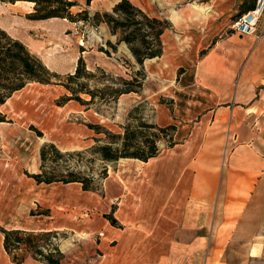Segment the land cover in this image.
Here are the masks:
<instances>
[{
  "label": "crops",
  "instance_id": "crops-1",
  "mask_svg": "<svg viewBox=\"0 0 264 264\" xmlns=\"http://www.w3.org/2000/svg\"><path fill=\"white\" fill-rule=\"evenodd\" d=\"M100 1H92V6L99 3L95 12L103 8ZM104 1L108 10L121 0ZM129 1L149 17L171 25L161 37L163 55L157 61L173 68L172 79L163 81L174 84V110L160 112L158 123H173L177 131L173 148L144 162L147 167L159 158L173 159L168 182L144 174L140 186L115 191L125 194L130 207L125 232L108 228V239L118 241L115 264H224L228 247L238 243L248 245L249 257H264V27L259 37L233 32L232 18L244 0H195L187 6L184 0ZM34 8L32 2H0V28L25 44L52 72L74 73L80 58L89 70L123 68L117 60L90 62L95 50H88L84 37L72 33L79 24L61 18L30 20L27 16ZM99 28L109 40L108 27ZM120 51L128 55L123 46ZM180 68L184 71L177 74ZM23 90L1 107L8 118ZM6 125L17 123H0V131ZM5 129L0 132L3 146L9 140ZM2 162L0 211L4 207L12 213L0 221L2 226L35 232L70 229L63 219V202L56 209L52 206L49 215L28 216L46 198L38 196V189L49 190L51 196L59 192L64 198V186L33 184L17 172V177L8 179L15 171ZM147 179L157 186H144ZM2 239L0 235L1 245ZM152 242L167 243V248L152 254Z\"/></svg>",
  "mask_w": 264,
  "mask_h": 264
},
{
  "label": "rangeland",
  "instance_id": "rangeland-1",
  "mask_svg": "<svg viewBox=\"0 0 264 264\" xmlns=\"http://www.w3.org/2000/svg\"><path fill=\"white\" fill-rule=\"evenodd\" d=\"M72 1L77 2L78 5L74 13L80 12V17H77V19L82 20L76 22L80 25V28L72 33L78 31L79 34L74 35L83 36L87 49L92 50L93 47L95 50L94 53L89 55L90 62L95 64L100 58L106 62L117 60L123 68L116 71L98 67L89 70L86 63L87 71L94 74L92 77L85 76L70 81L67 79V74L62 75L60 80H53L50 85L29 84L15 98L16 104L12 117L8 118L6 116L8 122L4 123H17V125L11 128L9 125H6L8 127H2L7 129L5 138L9 140L8 142L5 141L4 146L0 140V160H4L2 162L4 166L11 167V170L15 171L14 175L11 174L7 177L8 179L17 177L18 174L19 178H29L33 184H37L29 176L40 173V151L44 145L55 144L63 154H73V156L59 158L54 163L49 161L48 168L54 169L57 175L74 172L82 177L94 179V190L84 191L81 184L64 185L58 183L60 186H64L62 187L64 189L62 194L65 197L62 198L59 192L53 191L54 194L51 196L49 190L46 189L40 192L38 189V196L44 195L47 199L45 198L41 204L38 203L28 216L51 214L52 206L53 209H56V205L61 206L60 202L66 203L63 219L68 221L70 229L56 231L57 235L51 238L52 243L57 245L64 255L62 263L115 264L114 256L118 251H116L118 241L108 239V228L113 227L119 233L125 232L126 223H128L126 218L130 214V207H127L128 200H126L125 194L116 193V189L140 186V176L144 174L152 178L157 176L159 180L168 182V171L174 167V161L168 159V157L159 158L147 167L143 161L136 159L106 162L102 160L98 148L108 144H111L114 148L120 147L122 140L113 136L123 135L126 127L133 129L137 127L140 130L138 132H141L139 143L145 142V140L152 141L157 136L160 148L158 157L164 151L171 149L169 148L171 140L168 133H161L155 129L140 127V125L146 123L159 128L173 125V123H170L162 126L158 123L160 112L161 115H164V112L171 114L174 110V100L171 98L174 84L163 81L164 78L172 79L173 68L165 67L162 62L158 64L157 58L146 60L144 66L137 63L130 46L126 42L119 43L121 38L126 34L134 33L136 29L134 27L129 29L121 27L117 29L116 34H113L110 25L106 22L108 19H106L105 14L123 21L122 16L114 14L113 9L115 6L107 10L106 5H102L106 1L102 0L99 8L101 6L103 8L95 12V7L99 3H95V6H92L91 3L88 6L87 0ZM108 1L110 2V0ZM194 1L184 0L183 6L192 4ZM108 6L111 7V5ZM85 10L89 11L88 15L81 13ZM95 14L98 15L97 18L92 20ZM85 18H90V20L86 21ZM137 20H140L139 17H137ZM159 21L167 22L170 25L166 20ZM235 21L232 19L231 26ZM102 25L108 27L107 36L110 38L109 40H106L104 31L99 28ZM262 27H264V17L259 24V30ZM161 28L162 26L154 24L152 29H147L153 35L147 38L148 43L146 44H142L140 41L143 37L141 35H144L146 30L136 32L135 36L138 37V40L131 46L141 48L143 52L150 49L156 50L158 40H156L155 34ZM122 46L133 59H129L128 55H124L120 51ZM114 64L116 63L114 62ZM182 71L184 69H178L177 74H181ZM140 84H142V87L138 89ZM66 85L71 89L66 88ZM89 90L95 93L93 101L87 93ZM130 90L134 92L125 93L115 99L117 91L128 92ZM76 96L88 103L82 104L75 99L66 100V98ZM6 107L8 108L9 105ZM162 110L164 111L162 112ZM90 124L99 125L103 130L90 129L88 127ZM33 128L41 132L42 135L33 131ZM3 130L0 132L3 133ZM79 153L80 155H78ZM16 182L18 181L16 180ZM14 185L12 186L13 189ZM144 186L151 189L156 187L157 184L147 179ZM15 194L11 192L10 196L17 197V193ZM13 204L14 201L11 204L12 212H14ZM0 212V221L3 219H5L3 221H7L12 214L4 207ZM58 212L60 211L58 210ZM58 212H55L54 215L56 216ZM40 218L36 217L34 219L40 220ZM0 226L2 225L0 224ZM2 227L7 228L4 225ZM0 235L3 238L1 233ZM150 245H152V254H162L167 248V243L152 242ZM248 250L246 244H231L225 252L222 263L264 264V257L253 259L249 257ZM0 264H16L5 252L3 242L2 245L0 244ZM22 264L45 263L29 256Z\"/></svg>",
  "mask_w": 264,
  "mask_h": 264
},
{
  "label": "trees",
  "instance_id": "trees-1",
  "mask_svg": "<svg viewBox=\"0 0 264 264\" xmlns=\"http://www.w3.org/2000/svg\"><path fill=\"white\" fill-rule=\"evenodd\" d=\"M19 1L32 2L35 4L34 12L27 16L30 20H47L51 18L67 19L69 22L76 23L82 21L77 19L80 17V12L74 13L72 10L78 4L72 0H0L4 3H16ZM93 0H87L86 3L89 6ZM258 0H244L239 6L238 12L233 16V20L241 18L243 15L252 11L256 7ZM114 14L122 16L123 21L114 18L112 15L105 14L106 21L110 27L111 32L116 34L118 28L129 29L134 27L136 30L132 34H126L119 40L120 42H126L140 66H143L144 62L148 59H154L163 55V44L161 37L170 25L167 22H162L157 19H151L141 9L135 7L129 0H121L113 9ZM81 13L88 15L89 11L85 10ZM95 14L94 19L97 18ZM139 17L140 20H137ZM86 21L90 18H85ZM84 21V20H83ZM85 22V21H84ZM154 24L162 26V28L156 32L155 37L158 40V48L156 50H145L141 48L132 47L133 43L138 40L135 36L136 32H140L143 29L144 35L140 40L142 44L148 43L146 40L153 34L147 30L153 28ZM203 54V53H202ZM94 74L87 71L86 62L83 58L78 61L77 68L74 74H68L67 79L75 81L83 77H92ZM62 75L52 72L48 69L42 60L31 53L28 47L21 41L12 38L6 31L0 28V122H8L6 115L1 112V107L16 93L23 90L27 85L31 83H37L42 85H50L53 80H60ZM127 84V83H126ZM142 84L139 85L140 89ZM66 88H69L66 85ZM73 91V90H72ZM74 92V91H73ZM134 92L130 90L128 92L117 91V99L123 94ZM92 101L95 98L93 91L87 92ZM75 95V94H74ZM77 100L80 103H88L83 101L80 97H69L66 100ZM90 129L102 131L103 128L99 125H88ZM140 127L155 129L161 133H168L170 136L169 148H173L176 145L174 136L177 131L176 125H169L164 128H159L155 125H149L142 123ZM139 127V128H140ZM141 129V128H140ZM39 135H42L38 130ZM138 128L126 127L123 135H115L116 139L120 138L122 144L118 148H114L111 144L100 146L98 153L101 155L103 161L116 162L120 159H136L143 162L158 157L160 148L158 146V139L155 137L152 141L138 142L140 140ZM146 145V147H145ZM80 155V153L78 154ZM64 156H73L71 153L63 154L55 144H46L40 151V173L30 175L29 177L34 179L38 185L40 184H56L62 183L68 184H81L84 191H93L94 179L85 178L74 172H68L67 174L57 175L54 169L48 168V162H57L59 158ZM33 215V214H32ZM43 215H49L43 214ZM0 233L3 235V247L7 255L12 259L13 263L22 264L29 256L35 260L44 262L45 264H63L62 260L64 255L61 253L59 247L52 243L51 238L57 235L56 231L49 232H35L26 231L22 229H7L0 226Z\"/></svg>",
  "mask_w": 264,
  "mask_h": 264
},
{
  "label": "built area",
  "instance_id": "built-area-1",
  "mask_svg": "<svg viewBox=\"0 0 264 264\" xmlns=\"http://www.w3.org/2000/svg\"><path fill=\"white\" fill-rule=\"evenodd\" d=\"M264 17V0H258L254 10L243 15L232 24V30L241 36L259 37V24ZM74 34H79L75 31Z\"/></svg>",
  "mask_w": 264,
  "mask_h": 264
}]
</instances>
